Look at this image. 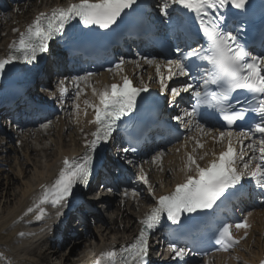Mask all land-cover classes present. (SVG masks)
I'll list each match as a JSON object with an SVG mask.
<instances>
[{
	"label": "snow or ice",
	"instance_id": "6c2138e0",
	"mask_svg": "<svg viewBox=\"0 0 264 264\" xmlns=\"http://www.w3.org/2000/svg\"><path fill=\"white\" fill-rule=\"evenodd\" d=\"M137 3L138 0H69L66 6L37 12L23 30L12 29L17 35L8 43L5 54L0 56V74L16 63L34 64L40 54L49 52L50 41L62 37L77 25L89 31H111ZM248 3L249 0H157L155 8L161 22L177 38L184 37V47L177 44L170 49L175 53L174 59L161 61L146 55L139 59L145 65L154 67L159 93L166 95L169 108L176 109L171 121H175L176 127L194 133L185 137L184 146L188 141H194V146L184 154L183 181L166 193L156 195L143 166L137 165V179L146 186L154 203L138 219L137 233L129 241L119 249L106 246L90 264H150L151 236L163 219L180 227L185 220L213 210L223 199L242 189L246 181L260 188L264 196V29L261 30L262 50L253 54L239 38L240 28L233 30L228 17L221 11L228 7L246 10ZM193 19L198 26L195 33L191 26ZM131 62L137 69L141 68L139 61ZM124 64L125 60L120 58L107 69L115 70L120 80L101 88L90 83L95 73L85 72L82 76L58 80L56 91L45 89L50 98L62 101L69 92L67 85L71 84L75 89L73 112L78 116L81 105L77 101L84 92L81 82L90 86L94 99L83 100V111L87 115V109H92V119L88 123L94 125V130L84 133L80 129L84 135L82 153L61 159L53 179L39 185V193L32 197L31 204L21 217L32 214L35 221H42L49 217L47 207L51 206L56 209L55 216L59 218L63 209L70 205L75 189L78 186L88 187L96 151L113 138L121 128L120 121L136 110L142 99L141 93L150 91L143 77L141 86L133 84L124 72ZM178 77L185 78L186 82L171 86L169 82ZM148 79L151 81L154 78L149 74ZM237 92L241 95L237 96ZM182 94H189L186 106H182ZM220 121L224 122L223 130L209 127V124ZM238 122H245V126L235 131L234 126ZM50 123L48 121L40 127L47 129ZM206 137H210L213 144L221 145L219 152L205 148ZM120 151L125 154L126 163L135 165V161L127 159V155L138 153V141L129 140ZM162 156V151L156 152L151 162L162 161ZM208 156L211 158L202 165L200 161ZM160 171H164L162 163ZM99 187L106 186L100 184ZM106 191L111 193L113 188L106 187ZM100 195L97 193V199ZM122 195L136 199L142 193L133 186L126 188ZM232 227V224L223 221L217 224L212 235L218 246L216 251L228 252L239 245L248 236L247 229L251 225L247 217L237 222L234 227L245 230L239 237L232 234ZM168 250L177 264L185 262L190 253L202 254L205 264H208L207 252H192L175 238L168 243ZM0 258L12 264L10 258L3 257V254ZM260 264H264V259Z\"/></svg>",
	"mask_w": 264,
	"mask_h": 264
},
{
	"label": "bare ground",
	"instance_id": "6f19581e",
	"mask_svg": "<svg viewBox=\"0 0 264 264\" xmlns=\"http://www.w3.org/2000/svg\"><path fill=\"white\" fill-rule=\"evenodd\" d=\"M68 2L69 0H15L7 7L8 10H0V56L5 54L8 43L17 35L12 31L13 28L23 30L37 12L65 6ZM132 57L133 55L124 59L125 74L139 85L141 77L149 86L155 85L158 81L155 79L154 67L145 65L137 54ZM131 61H139L141 68L137 69ZM149 74L154 78L151 81L148 79ZM8 77L9 75L0 76V83ZM119 80L120 75L115 70L102 71L95 73L90 78V83L101 88ZM67 87V103L62 105L61 111L53 113L52 117L40 124L9 131L6 141L0 138V254L10 258L12 264H90L94 256L106 246L116 247V244L130 239L138 227V219L154 203L144 190H140L141 186L133 185L142 193L139 198L122 195L115 205L114 218L105 227L88 232V239L74 245L70 253L56 257L54 262L49 258L46 236L54 230L60 218L55 216L56 209L48 206L49 217L42 221H35L32 214L21 217V213L31 204L32 197L39 193V185L53 179L64 156L81 154L84 135L80 129L84 133H90L94 129V125L88 123L92 119V109H87V115L83 111V100L94 99L91 87L81 82L84 92L77 101L81 105L78 116L73 112L75 89L72 85ZM48 121H51L49 127L42 129L40 125ZM189 135L194 133L186 132V136ZM185 137L156 151L163 152L162 161L155 164L151 162V157L156 152L142 158V166L148 174L149 182L154 185L156 195L170 191L176 183L183 181L184 154L194 146V141H188L185 147ZM204 142L207 150L220 151L221 145L213 144L210 137L204 138ZM210 158L208 156L200 163L203 165ZM161 163L164 171H160ZM246 217L251 227L247 229L248 236L240 246L231 254L208 257V264H257L264 255V206L253 209ZM0 264H7V260L0 258ZM198 264H205V259Z\"/></svg>",
	"mask_w": 264,
	"mask_h": 264
},
{
	"label": "rangeland",
	"instance_id": "374dc122",
	"mask_svg": "<svg viewBox=\"0 0 264 264\" xmlns=\"http://www.w3.org/2000/svg\"><path fill=\"white\" fill-rule=\"evenodd\" d=\"M8 10V9H7Z\"/></svg>",
	"mask_w": 264,
	"mask_h": 264
}]
</instances>
